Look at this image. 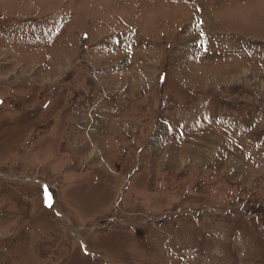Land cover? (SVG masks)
Wrapping results in <instances>:
<instances>
[{"label":"rangeland","instance_id":"rangeland-1","mask_svg":"<svg viewBox=\"0 0 264 264\" xmlns=\"http://www.w3.org/2000/svg\"><path fill=\"white\" fill-rule=\"evenodd\" d=\"M0 264H264V0H0Z\"/></svg>","mask_w":264,"mask_h":264}]
</instances>
